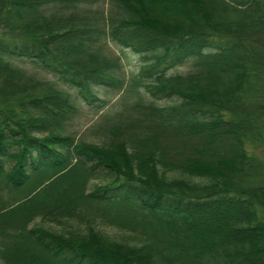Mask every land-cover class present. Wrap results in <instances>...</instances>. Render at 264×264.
<instances>
[{"label":"trees","instance_id":"16d2710c","mask_svg":"<svg viewBox=\"0 0 264 264\" xmlns=\"http://www.w3.org/2000/svg\"><path fill=\"white\" fill-rule=\"evenodd\" d=\"M101 1L0 0V264H264V0ZM101 93L131 114L77 142Z\"/></svg>","mask_w":264,"mask_h":264},{"label":"rangeland","instance_id":"374dc122","mask_svg":"<svg viewBox=\"0 0 264 264\" xmlns=\"http://www.w3.org/2000/svg\"><path fill=\"white\" fill-rule=\"evenodd\" d=\"M109 0H102L97 6H100V9H109ZM106 50L108 54L113 59L116 58L120 69L116 70L120 76H125L127 79L138 74L142 65L146 63H152L153 60H146L144 55L134 54L131 51H122L121 48L112 43L110 40L106 41ZM118 58V59H117ZM12 65L19 68L27 78H30L36 82H41L48 87H52L58 91L76 95L75 91L72 88L60 84L56 79L49 73L35 67L28 61H11ZM193 69V60L178 66L170 71L171 75L175 74H187ZM101 99L107 101V106L98 110L94 107H90L85 103H80L81 113L77 118V121L70 127V133L76 138L77 142H86L100 144L103 140L102 133L103 129L108 127L110 124H113L119 121L121 118L130 115L131 113L126 111L122 105V99L125 93L119 94H105L101 93ZM138 115H133L137 117ZM250 153L253 156L258 157L264 161V142L256 143L255 145L249 146ZM173 176V175H172ZM101 181H95L91 184H100ZM7 198L4 199V203ZM1 206V202H0ZM40 219H37L34 222V226L43 225L44 227H50L53 230H59L58 227L50 225L49 223H44ZM108 235L115 238L116 240H122L126 236H132L131 234L119 230L114 227H105L103 229ZM132 242H135L132 240Z\"/></svg>","mask_w":264,"mask_h":264}]
</instances>
